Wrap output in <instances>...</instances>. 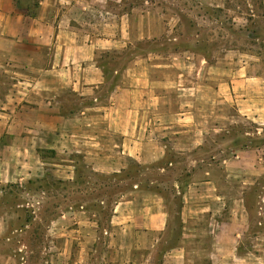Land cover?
Segmentation results:
<instances>
[{"label": "crops", "instance_id": "0c3cea01", "mask_svg": "<svg viewBox=\"0 0 264 264\" xmlns=\"http://www.w3.org/2000/svg\"><path fill=\"white\" fill-rule=\"evenodd\" d=\"M155 1L0 0V200L12 185L48 196L47 182L73 183L76 158L98 174L163 161L162 179L125 178L106 227L83 206L64 210L46 262L105 264L90 254L105 238L122 264H264V0L240 39L228 31L246 47L149 52L111 67L134 42L171 40ZM236 117L251 128L237 145ZM5 232L0 218V264H26V244Z\"/></svg>", "mask_w": 264, "mask_h": 264}, {"label": "rangeland", "instance_id": "374dc122", "mask_svg": "<svg viewBox=\"0 0 264 264\" xmlns=\"http://www.w3.org/2000/svg\"><path fill=\"white\" fill-rule=\"evenodd\" d=\"M197 1L156 0L154 9L163 12L169 18L170 25H172L169 36L171 40L164 41L160 38L156 39L155 43L143 40L137 43V47L135 46L136 42H134L132 49H124L122 56L111 57L107 62L110 63L111 67L120 64L125 65L130 60L136 59L137 54L139 59L146 57L149 52L159 55L170 53L173 56L183 52L187 47L191 50H186L193 52L196 50L209 52L211 47L225 48L230 47L232 43L246 47L242 40H238L242 30L241 25L245 24L246 17H251L248 14L260 13V0H228L224 7L218 8L212 6L206 8L196 4ZM126 3L125 8L134 3L135 5L140 4V8L143 9L148 7L143 0L142 3L139 0H126ZM201 15L204 16L203 21ZM206 17L211 18L213 22L207 21ZM228 31L236 34L239 38L234 39L230 35L228 36ZM210 34L213 35V39H210ZM247 130H251L249 124L236 117L231 130L234 144L244 142L245 136L243 135ZM221 138L219 137V139ZM64 158L66 159V155H64ZM76 163L74 182H56L55 180L47 182L46 189L42 187V190H47L48 196L39 194L41 188L36 184H29L24 187L12 185L0 200V218L4 220L6 225L5 237L10 238L12 242L21 241L26 244V247L23 248L26 251V257L29 258L26 264H35L33 260L39 256L40 261L37 260V264H48L46 254L49 253V249L44 247V242L51 237V226L62 223L65 219L61 217L62 214L66 213L64 210L70 207L80 209V206H83L86 210L94 212L100 225L106 227L114 204L130 187V184L124 181L126 177L129 175L138 176L145 182L150 177L162 179L165 175L155 169L158 165L163 164V161L149 166H140L133 163L126 170L107 174L94 172L86 167L79 158H76ZM46 175H49L48 179L52 177L49 171ZM173 202L177 204V198ZM257 202L256 194H250L248 205L251 211H257ZM172 215L174 223L177 225L175 211H172ZM73 224L77 225L74 222ZM254 226L255 228L258 227L256 223ZM175 235L176 228H174L172 237H175ZM16 246L18 247V245ZM197 250L191 248L189 252L192 253V257H197ZM90 254L95 261L104 260L105 264H122L119 260L120 255H117L116 251L108 246L105 238L100 239L96 249ZM144 256H146L145 251L134 252V258L141 260Z\"/></svg>", "mask_w": 264, "mask_h": 264}]
</instances>
